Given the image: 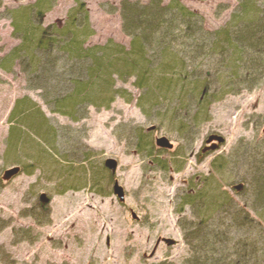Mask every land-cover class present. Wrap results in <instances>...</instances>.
Returning a JSON list of instances; mask_svg holds the SVG:
<instances>
[{"label":"rangeland","instance_id":"rangeland-1","mask_svg":"<svg viewBox=\"0 0 264 264\" xmlns=\"http://www.w3.org/2000/svg\"><path fill=\"white\" fill-rule=\"evenodd\" d=\"M36 1L1 0L0 14ZM178 1L204 17L209 30L223 26L236 4ZM56 2L45 25L63 26L76 5V0ZM83 2L95 30L90 45L112 39L130 47L122 29V0ZM221 5L228 10L217 15ZM19 44L11 21L1 18L0 264H190L194 254L185 229H199L203 220L200 211L184 206L191 186H221L234 201L232 213L239 208L252 216L255 209L264 214L249 193L235 190L264 164V83L252 92L212 101L202 123L187 135L166 110L167 102L154 108L146 104V115L133 81L118 84L132 92L131 103L118 98L110 109L90 108L87 118L73 122L53 113L40 91L28 86L18 63L7 61ZM35 112L53 135L50 144L21 121ZM152 126L151 157L149 150L139 152V141ZM159 138H167L173 148L156 147ZM108 161L116 165L114 170ZM161 162L168 168L162 169ZM15 169L17 174L9 176ZM116 185L123 189V200L115 194ZM226 218L219 216L216 222ZM246 226L220 227L232 240L228 247L250 237Z\"/></svg>","mask_w":264,"mask_h":264},{"label":"trees","instance_id":"trees-1","mask_svg":"<svg viewBox=\"0 0 264 264\" xmlns=\"http://www.w3.org/2000/svg\"><path fill=\"white\" fill-rule=\"evenodd\" d=\"M56 3L37 0L6 9L0 19L11 21L13 36L20 41L7 61L18 63L28 86L40 91L53 113L73 122L87 118L90 108L110 109L118 98L131 103L132 92L118 84L133 81L144 113H149L146 104L154 108L167 102L166 110L172 112L179 131L187 135L193 125L202 123L212 101L252 92L264 83V0H236L229 19L215 30L207 29L204 17L178 0L168 4L164 0H122V29L130 39L129 48L112 39L89 44L95 30L83 0H76L63 26L45 25L44 17ZM223 10L228 7L219 6L217 15ZM36 113L23 117L22 123L45 141H53L51 131L40 120L43 116ZM155 130V126L146 129L139 141V152L149 150L151 157ZM157 140L156 147L170 150L159 147ZM263 165L250 173L244 185L235 186L237 193H249L252 203L262 210ZM161 168L167 169V164L161 162ZM232 203L221 186L189 188L184 206L200 211L203 218L196 226L199 229H185V241L194 254L190 264H264V214L255 208L253 216L239 208L232 213ZM222 215L226 220L217 223ZM244 220L250 237L228 247L232 240L220 227L228 223L245 229Z\"/></svg>","mask_w":264,"mask_h":264},{"label":"water","instance_id":"water-1","mask_svg":"<svg viewBox=\"0 0 264 264\" xmlns=\"http://www.w3.org/2000/svg\"><path fill=\"white\" fill-rule=\"evenodd\" d=\"M219 141L221 142L222 140H219ZM157 145L161 148H166V149H172L173 148V146L171 145L169 140L166 138H159L157 140ZM107 167L114 170L116 168V165L114 163H111V161H108ZM17 172H18V170L15 169V170L8 172V175L9 176L15 175V174H17ZM114 191H115V194L120 198V200L124 199V192H123V189L121 187L116 185L114 188Z\"/></svg>","mask_w":264,"mask_h":264}]
</instances>
